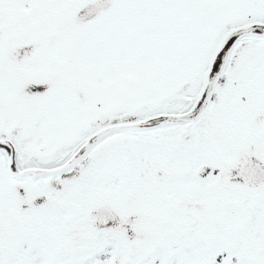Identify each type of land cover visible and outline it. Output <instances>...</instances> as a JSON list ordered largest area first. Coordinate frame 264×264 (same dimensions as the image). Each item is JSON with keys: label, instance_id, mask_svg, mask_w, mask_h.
<instances>
[{"label": "snow or ice", "instance_id": "6c2138e0", "mask_svg": "<svg viewBox=\"0 0 264 264\" xmlns=\"http://www.w3.org/2000/svg\"><path fill=\"white\" fill-rule=\"evenodd\" d=\"M0 264H264V0H0Z\"/></svg>", "mask_w": 264, "mask_h": 264}]
</instances>
